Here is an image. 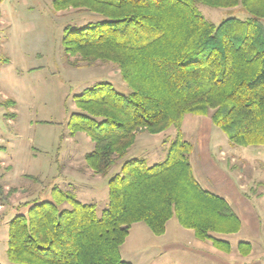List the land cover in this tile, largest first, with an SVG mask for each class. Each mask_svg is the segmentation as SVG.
<instances>
[{
    "label": "trees",
    "instance_id": "1",
    "mask_svg": "<svg viewBox=\"0 0 264 264\" xmlns=\"http://www.w3.org/2000/svg\"><path fill=\"white\" fill-rule=\"evenodd\" d=\"M2 0H0L1 2ZM56 11L84 8L105 20L81 29H65L66 56L112 62L130 89L117 93L96 83L74 97L70 136L84 133L94 144L85 165L106 177L133 146L136 135H157L173 128L162 162L124 161L107 180L108 206L100 216L93 204L52 189L50 202L23 203L25 214L8 222L6 256L10 264H130L121 259L133 224L161 236L166 223L193 231L224 253L216 235L239 232L241 222L221 197L196 180L185 140V115L210 117L232 146H264V0H52ZM195 4L240 7L247 21L204 19ZM34 180L33 178H30ZM15 189L4 193L7 204ZM68 208H61L63 205ZM8 205V204H7ZM21 207V205L19 206ZM5 215H3L4 217ZM241 255L248 243H239Z\"/></svg>",
    "mask_w": 264,
    "mask_h": 264
},
{
    "label": "rangeland",
    "instance_id": "2",
    "mask_svg": "<svg viewBox=\"0 0 264 264\" xmlns=\"http://www.w3.org/2000/svg\"><path fill=\"white\" fill-rule=\"evenodd\" d=\"M195 7L213 24L228 18L240 21L250 18L239 6L210 8L195 4ZM104 20L101 15L84 8L68 7L56 11L52 0L0 2V114L6 116L0 118V139L4 136V150H0V185L5 194L15 189L6 201L8 205H0V264H10L6 256L7 224L17 214L26 213L23 203L53 201L52 189L57 188L72 194L80 203L95 205L96 214L100 216L108 206L107 180L118 172L119 166L124 161L141 158L148 166L162 162L169 141L175 136L173 128L157 135L137 134L126 156L106 177L94 174L85 165V157L92 152L94 144L84 133L69 135L67 122L71 114L78 112L74 97L96 83H109L123 96H128L130 89L115 63H87L78 56H66L62 39L65 29H81ZM193 117L189 115L185 120L184 139L198 148L208 143L212 155L207 166L210 182L217 180L220 187L238 192L255 209L262 233L264 146H232L208 118L203 117L192 124L191 119H196ZM220 148L224 152L222 156ZM190 160L195 166V154ZM243 192L248 196H243ZM61 208H68V205ZM167 223L164 236L161 235L157 240L160 243L155 245L161 251L153 259H150V253L147 254L149 259L143 261L134 249L130 250L135 246L136 238L150 236L156 239L154 237L158 236L142 223L130 231L131 226L125 239L128 240L127 254L131 256L128 259L123 252L124 260H131L133 264H171L169 253L164 251L168 241L182 238L187 246L196 241L193 231L182 228L174 217ZM216 236L234 245L250 235L240 232ZM261 246V243L256 245L257 249ZM190 264L211 263L198 259Z\"/></svg>",
    "mask_w": 264,
    "mask_h": 264
},
{
    "label": "crops",
    "instance_id": "3",
    "mask_svg": "<svg viewBox=\"0 0 264 264\" xmlns=\"http://www.w3.org/2000/svg\"><path fill=\"white\" fill-rule=\"evenodd\" d=\"M1 107V106H0ZM1 111V110H0ZM189 115H185L182 121L181 125V132L183 136L185 135V120L188 118ZM5 113L0 114V118H5ZM191 119V123L194 124L195 121L201 120L203 117H197L194 116ZM208 118L209 122L211 123L210 117H204ZM212 124V123H211ZM200 133V131H198ZM198 133V134H199ZM197 134V136H198ZM4 136L0 139V150H4L3 147V139ZM192 143V142H190ZM198 144V142H195ZM194 147L193 156L195 154V166H192L193 171L195 170L194 176L198 183L201 185V187L219 197L224 199L228 205L233 209V211L238 216L240 222H241V228L239 232L233 235H237L240 232H248L249 237L246 240H243L239 243H248L250 245V252L247 255H241L239 251L237 250V245L239 243H236L234 245H231L229 242H227L230 246V251L228 253H224L220 250H217L214 248L211 243L209 242H203L195 239V242H191L190 246H187L182 238L178 239H171L168 245V248H166L164 251H167L169 253V260L171 264H182L181 261H183L184 264H190L191 261L195 260H203L207 261L211 264H264V224H263V231L260 232V226L261 224L259 220H257V215L255 214V209L244 199H242L238 192L230 189H224L219 186L220 182H210L209 173L207 172V166L211 163V153H210V147L208 149V143L205 145H200V151L199 148L192 144ZM203 148V149H202ZM207 148V149H206ZM219 153L222 156L223 150L220 148ZM202 156V157H201ZM201 158H203L201 160ZM192 164V163H191ZM211 173V172H210ZM243 196L247 197V193L243 192ZM264 219V216H263ZM264 221V220H263ZM168 224V223H167ZM137 224L132 225L130 231L134 226H137ZM168 226V225H167ZM166 226V229H167ZM166 232V231H165ZM164 234L161 236L163 237ZM160 236L154 237L156 239H153L150 236L146 237H137V241L134 244L135 246L132 247L130 250H133L136 252L137 257H139L141 261L148 260L150 253V259H153L155 255L159 254L161 249L157 245L160 243L157 240H160ZM159 238V239H157ZM163 240V239H161ZM259 240H262V242H258ZM128 240L123 243V245L120 247V256L121 259L125 262H128L130 264H133L131 260H124L123 252L125 253V256L128 257L131 256V254H127L126 244ZM257 243H261V248L257 249L256 245ZM136 248V249H135ZM181 260V261H179Z\"/></svg>",
    "mask_w": 264,
    "mask_h": 264
}]
</instances>
